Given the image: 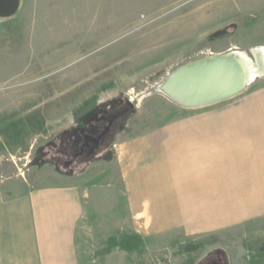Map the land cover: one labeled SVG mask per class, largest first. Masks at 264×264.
Returning <instances> with one entry per match:
<instances>
[{
    "label": "rangeland",
    "instance_id": "obj_1",
    "mask_svg": "<svg viewBox=\"0 0 264 264\" xmlns=\"http://www.w3.org/2000/svg\"><path fill=\"white\" fill-rule=\"evenodd\" d=\"M257 48H264V0H20L13 17L0 19V188L22 195L90 180L105 187L120 140L264 97V74L204 108L180 107L157 92L178 67L209 55L235 50L257 64ZM115 106L125 113L105 144L65 167L71 131ZM231 168L212 167L209 177L233 179ZM105 190L93 211L98 264H264V221L219 235L128 232L116 225L126 218L125 199L106 200Z\"/></svg>",
    "mask_w": 264,
    "mask_h": 264
},
{
    "label": "crops",
    "instance_id": "obj_2",
    "mask_svg": "<svg viewBox=\"0 0 264 264\" xmlns=\"http://www.w3.org/2000/svg\"><path fill=\"white\" fill-rule=\"evenodd\" d=\"M173 121L120 140L103 188L91 180L22 195L0 188V264H98L93 211L107 185L106 200L126 201L116 225L128 232L219 235L264 221V97ZM225 165L233 179L209 177Z\"/></svg>",
    "mask_w": 264,
    "mask_h": 264
},
{
    "label": "water",
    "instance_id": "obj_3",
    "mask_svg": "<svg viewBox=\"0 0 264 264\" xmlns=\"http://www.w3.org/2000/svg\"><path fill=\"white\" fill-rule=\"evenodd\" d=\"M19 6L20 0H0V19L13 17ZM246 84L237 59L225 53L178 67L162 87L163 93L176 105L198 109L238 96L245 90Z\"/></svg>",
    "mask_w": 264,
    "mask_h": 264
},
{
    "label": "flooded vegetation",
    "instance_id": "obj_4",
    "mask_svg": "<svg viewBox=\"0 0 264 264\" xmlns=\"http://www.w3.org/2000/svg\"><path fill=\"white\" fill-rule=\"evenodd\" d=\"M126 107L129 110L133 109L130 104H127ZM112 109L115 110L114 113L96 115L94 118L84 121V124L76 131H71L67 137L68 141H66V144H69L67 155H70L71 159L64 163L66 167L94 155L96 150L105 144L112 126L125 113V109L121 110L120 106L112 107ZM96 140L97 143H95ZM219 262L220 260H210L208 264H220Z\"/></svg>",
    "mask_w": 264,
    "mask_h": 264
},
{
    "label": "bare ground",
    "instance_id": "obj_5",
    "mask_svg": "<svg viewBox=\"0 0 264 264\" xmlns=\"http://www.w3.org/2000/svg\"><path fill=\"white\" fill-rule=\"evenodd\" d=\"M228 54H231L233 58L237 59V62L241 67V74L243 75V79H245L248 83L246 84L245 89L251 82H254L257 78L260 77V75L264 74V48H257L253 50V55L257 60V64H255V62L250 59L249 56L244 52L234 50L228 52ZM162 84L157 87V92L167 97L163 93Z\"/></svg>",
    "mask_w": 264,
    "mask_h": 264
}]
</instances>
